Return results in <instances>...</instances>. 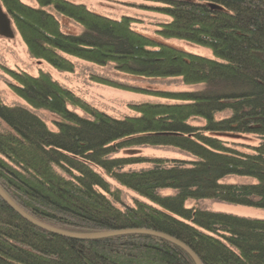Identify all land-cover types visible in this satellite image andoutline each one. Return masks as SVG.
<instances>
[{
  "label": "trees",
  "instance_id": "1",
  "mask_svg": "<svg viewBox=\"0 0 264 264\" xmlns=\"http://www.w3.org/2000/svg\"><path fill=\"white\" fill-rule=\"evenodd\" d=\"M149 1L165 17L158 37L198 43L213 57L137 30L130 15L114 18L82 2L0 0L29 55L57 71H74L76 58L116 73L199 86L171 91L93 75L167 99L130 103L132 114L111 116L47 70L6 69L14 80L9 87L24 103L0 96V186L33 218L61 230L157 231L185 244L202 264H264V218L186 206L210 199L264 209V0ZM60 16L78 30H65ZM226 132L259 140L230 142L219 136ZM138 146L167 147L184 157L119 155ZM140 163L148 166L130 168ZM231 175L253 180H224ZM116 184L140 198L126 204ZM0 264L195 262L178 244L151 234L77 239L52 233L0 197Z\"/></svg>",
  "mask_w": 264,
  "mask_h": 264
},
{
  "label": "rangeland",
  "instance_id": "2",
  "mask_svg": "<svg viewBox=\"0 0 264 264\" xmlns=\"http://www.w3.org/2000/svg\"><path fill=\"white\" fill-rule=\"evenodd\" d=\"M31 5H36L35 0H23ZM75 2H82L93 11L119 18L122 15H130L136 20L134 27L143 33H146L157 40H161L171 44L179 49H183L195 54L213 57L212 50L209 47L198 43L182 39V38H167L158 37L156 29L162 19H165L160 13L151 10L149 5H154L155 2L149 0H72ZM64 29L67 31H77L78 26L70 21L65 16H60ZM11 27L14 31L12 38H6L0 35V96L7 103L20 102L24 103L9 87L8 83L13 82V78L6 71H26L30 74L36 75L39 69L49 71L54 78L59 80L72 89L78 96L84 98L91 105L110 114L111 116H123L125 114H132L130 103H140L141 101H167L165 98H160L148 94L126 90L120 87L109 84L97 82L92 79L93 75L103 76L109 79H116L117 82L124 81L131 83V85H138L141 87H150L153 89H163L171 91H182L195 88L199 86L185 85L179 78H145L135 77L131 75L116 73L110 66H98L96 64L72 58L75 61L76 68L74 71H57L52 68L45 61H40L32 58L27 50V46L15 30L11 22ZM133 83V84H132ZM82 113L79 109H76ZM51 120V115H48ZM219 136L230 142L244 143L253 145L258 143V138L251 134H239L226 132ZM129 153L133 155H144L145 157H178L183 158L184 155L171 148L157 147V146H138L131 147L127 150H121L119 155ZM148 166L147 163L134 164L130 168H142ZM228 182H248L253 178L247 176L231 175L224 179ZM116 186H118L116 184ZM121 190V198L126 204H133L134 198L139 197L137 193L126 187L118 186ZM163 193H172L171 189H164ZM140 198V197H139ZM186 206H197L213 211H222L233 213L240 216H248L255 218H264V209L254 206L230 204L210 200V199H190L186 201Z\"/></svg>",
  "mask_w": 264,
  "mask_h": 264
},
{
  "label": "water",
  "instance_id": "3",
  "mask_svg": "<svg viewBox=\"0 0 264 264\" xmlns=\"http://www.w3.org/2000/svg\"><path fill=\"white\" fill-rule=\"evenodd\" d=\"M0 35L6 38H12L14 36V31L11 27V20L9 16L7 15L6 12H4L1 4H0ZM0 197L11 207L13 208L16 212H18L22 217L25 219L29 220L30 222L34 223L35 225L50 231L52 233H56L59 235L63 236H68L71 238H77V239H96V238H101V237H106V236H111V235H117V234H125V233H143V234H151L155 236H159L162 238H165L169 241H172L179 246H181L183 249H185L188 254L191 256L192 260L195 262V264H202L197 257V255L190 250L189 247H187L185 244L182 242L176 240L173 237H170L166 234L151 231V230H146L145 229H121V230H113V231H100V232H93V233H75V232H70V231H65L61 230L58 228H55L53 226L47 225L35 218H33L31 215H29L26 211H24L19 205H17L6 193L5 191L1 188L0 186Z\"/></svg>",
  "mask_w": 264,
  "mask_h": 264
}]
</instances>
